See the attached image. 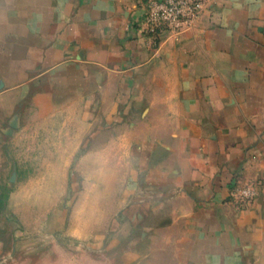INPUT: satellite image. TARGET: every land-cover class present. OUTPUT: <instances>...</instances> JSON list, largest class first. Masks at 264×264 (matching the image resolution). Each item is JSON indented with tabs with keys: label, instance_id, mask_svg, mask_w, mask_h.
<instances>
[{
	"label": "crops",
	"instance_id": "crops-1",
	"mask_svg": "<svg viewBox=\"0 0 264 264\" xmlns=\"http://www.w3.org/2000/svg\"><path fill=\"white\" fill-rule=\"evenodd\" d=\"M145 5L0 0V144L76 117L85 135L114 133L89 149L127 151L120 213L149 233L130 259L161 246L176 264H264V0H205L157 41Z\"/></svg>",
	"mask_w": 264,
	"mask_h": 264
},
{
	"label": "rangeland",
	"instance_id": "rangeland-1",
	"mask_svg": "<svg viewBox=\"0 0 264 264\" xmlns=\"http://www.w3.org/2000/svg\"><path fill=\"white\" fill-rule=\"evenodd\" d=\"M71 121L32 123L0 144V264H176L173 248L161 246L130 259L132 241L145 243L149 233L120 213L130 200L127 151L89 149L116 135H85L80 118Z\"/></svg>",
	"mask_w": 264,
	"mask_h": 264
},
{
	"label": "built area",
	"instance_id": "built-area-1",
	"mask_svg": "<svg viewBox=\"0 0 264 264\" xmlns=\"http://www.w3.org/2000/svg\"><path fill=\"white\" fill-rule=\"evenodd\" d=\"M205 0H146L142 29L157 41L166 32L180 34L201 15ZM258 182L234 186L232 198L241 206L251 204L258 192Z\"/></svg>",
	"mask_w": 264,
	"mask_h": 264
}]
</instances>
